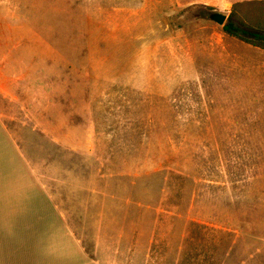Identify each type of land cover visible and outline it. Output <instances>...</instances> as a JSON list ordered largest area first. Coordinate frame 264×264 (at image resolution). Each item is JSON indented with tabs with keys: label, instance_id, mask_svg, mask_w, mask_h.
I'll use <instances>...</instances> for the list:
<instances>
[{
	"label": "rangeland",
	"instance_id": "obj_1",
	"mask_svg": "<svg viewBox=\"0 0 264 264\" xmlns=\"http://www.w3.org/2000/svg\"><path fill=\"white\" fill-rule=\"evenodd\" d=\"M236 1H6L58 130L28 148L100 264H264V49L209 18Z\"/></svg>",
	"mask_w": 264,
	"mask_h": 264
},
{
	"label": "crops",
	"instance_id": "obj_2",
	"mask_svg": "<svg viewBox=\"0 0 264 264\" xmlns=\"http://www.w3.org/2000/svg\"><path fill=\"white\" fill-rule=\"evenodd\" d=\"M6 1L0 0V264H100L84 230H76L74 199L69 204L64 181L44 180L51 165L44 166L28 148L29 135L52 145L58 130L28 128L43 121V114L28 98L23 57L11 51L6 29L13 13Z\"/></svg>",
	"mask_w": 264,
	"mask_h": 264
},
{
	"label": "trees",
	"instance_id": "obj_3",
	"mask_svg": "<svg viewBox=\"0 0 264 264\" xmlns=\"http://www.w3.org/2000/svg\"><path fill=\"white\" fill-rule=\"evenodd\" d=\"M222 29L230 36L264 49V0L234 2Z\"/></svg>",
	"mask_w": 264,
	"mask_h": 264
},
{
	"label": "water",
	"instance_id": "obj_4",
	"mask_svg": "<svg viewBox=\"0 0 264 264\" xmlns=\"http://www.w3.org/2000/svg\"><path fill=\"white\" fill-rule=\"evenodd\" d=\"M209 18L219 25H223L226 21L227 16L220 12H213L209 15Z\"/></svg>",
	"mask_w": 264,
	"mask_h": 264
}]
</instances>
